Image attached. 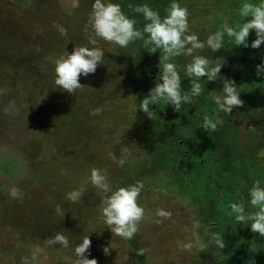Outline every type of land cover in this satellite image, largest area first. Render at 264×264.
<instances>
[{"label": "rangeland", "instance_id": "obj_1", "mask_svg": "<svg viewBox=\"0 0 264 264\" xmlns=\"http://www.w3.org/2000/svg\"><path fill=\"white\" fill-rule=\"evenodd\" d=\"M185 1L181 6L188 10L190 29L203 28L207 36L225 23L236 24L229 8H213L216 0ZM91 2L0 0V264H73V247L85 235L90 240L87 259L137 264L127 240L113 235L100 218L101 197L87 179L93 167L104 171L113 188L142 185L137 203L144 215L134 235L144 250V264H225L216 258L221 249L209 239L219 229L209 231L203 224L218 210L197 196L201 181L193 164L172 159L160 121L139 107L131 113L139 103L132 62L115 58L114 45L98 40L103 64L79 77L81 87L72 94L55 86L58 55L86 46L92 35ZM54 25L63 26L65 35ZM248 50L253 49L241 53ZM238 111L215 114L221 123L212 131L211 153L227 171L233 146L223 144L230 141L237 142V157L253 152L249 162L264 159L263 134L249 138L264 131V105L245 103L232 124ZM255 170L263 171L264 162ZM225 178L222 184L228 183ZM74 190L79 197L67 199ZM157 210L167 215L158 216ZM194 220L199 228H192ZM57 233L67 238V247L47 243ZM183 243L191 247L184 249ZM107 246L105 255L101 249ZM207 254L216 259L202 260Z\"/></svg>", "mask_w": 264, "mask_h": 264}, {"label": "clouds", "instance_id": "obj_2", "mask_svg": "<svg viewBox=\"0 0 264 264\" xmlns=\"http://www.w3.org/2000/svg\"><path fill=\"white\" fill-rule=\"evenodd\" d=\"M129 8L130 13L139 17L142 24L138 25L136 19L131 18L130 14H125L120 4L114 0H92L88 15V28L92 35L86 46L73 47L70 52L64 49L58 55L53 68V82L56 87L72 94L81 87L78 83L79 77L94 73L97 66L103 64L104 52L97 46L98 40L109 42L121 49L142 41L149 53H159L156 65L159 77L154 86L139 100V110L148 113L151 106L163 103L178 112L182 105L191 104L201 95V78L207 82L217 80V74L222 67V62H214L205 55L195 53L205 48L214 53L222 48L225 38L233 47L241 48L256 49L264 42V0H243L236 9L240 21L231 26L223 24L220 30L210 32L203 40L189 30L188 10L181 6L178 0H168L163 13L154 10L147 3L129 5ZM54 27L59 35H65L66 29L63 26ZM250 31L254 39L249 43ZM177 57L190 58L183 65L184 76L188 81L186 89L182 87ZM255 74L264 79V58L255 66ZM220 78L222 80L219 91H207L206 99L211 101L216 111L229 114L242 104L239 87L231 79ZM219 123L220 120L214 121L205 115L201 119L199 129L206 132L215 131ZM120 163L123 164V161ZM87 179L101 197L99 215L103 224L113 235L123 240H132L144 215V209L137 203L142 185L135 182L113 188L104 171L95 167L89 169ZM79 195L80 192L74 190L66 194V198L75 201ZM246 197L247 208L244 198L228 203L229 215L237 224L247 226L250 232L264 238V185L259 181L252 182ZM156 214L167 215L161 210H157ZM192 228H199L198 220L193 221ZM209 239L218 250L224 248L220 234L210 233ZM47 243H59L67 247L68 240L57 233ZM89 246L88 235L83 236L79 243L74 245L73 264H96L94 259L86 258ZM182 247L188 249L191 245L183 243ZM109 250L108 246L101 249L105 255Z\"/></svg>", "mask_w": 264, "mask_h": 264}, {"label": "trees", "instance_id": "obj_3", "mask_svg": "<svg viewBox=\"0 0 264 264\" xmlns=\"http://www.w3.org/2000/svg\"><path fill=\"white\" fill-rule=\"evenodd\" d=\"M114 2L120 4L121 10L125 14H130L131 18L136 19L138 25L143 22L139 17L130 13L129 5L147 3L154 10L163 13L168 4V0H114ZM178 2L181 4L183 0H178ZM242 2L243 0H216L213 8L223 10V12L224 9L229 8L234 13V23H238L241 18L238 16L236 9ZM200 29L203 30L202 33L197 32ZM200 29L194 26L192 29L189 27L191 32L196 33L203 40L206 37L204 34L205 29ZM248 39H254L251 31ZM112 48H114L112 54L115 58L122 62L126 61L129 64L132 62L133 66L137 68L133 76L136 81V87L134 88L139 101L154 86L159 77V69L156 67L159 53H149L147 46L143 45L142 41H137L123 49L115 45ZM241 51V47H233L227 38H225L222 48L214 53L207 48L199 50L195 54L205 55L214 62H222L220 72L217 74V80L207 82L201 78V95L195 98L191 104L182 105L178 112H174L171 106L158 103L155 106H151L150 112L145 114L161 122L160 129L163 130L165 135V146L171 150L170 156L172 159L174 161L183 160L193 164L192 172L197 173V176L200 177L198 180L201 181L200 189H198L199 195L197 196L209 199L215 203L213 209L218 210V216L213 217L212 220L206 217V214H199V217H206L205 222H203L206 225L204 228L209 229V231L216 227L217 230L219 229L218 234L221 235L225 246L220 250V254L216 258L225 264H264V238L250 232L247 226L237 224L232 216L229 215L228 210V203L239 198H244L247 208L246 193L252 182L259 181L264 185V170L260 172L255 170V166L264 162V159L249 162V159L253 158V152L249 153L247 158L243 156L237 157V154L233 153L237 142L230 141L229 143L228 141L229 144L223 145L233 146L232 155L228 157L232 160L233 165L232 169L227 171L221 168L220 163L214 160V156H219L216 153H211V146L213 145L211 139L213 138L212 131L206 132L199 129L203 116L207 115L210 119L217 120L215 118V106L210 100L206 99V93L212 89L219 91L222 80L220 77L231 79L239 87V98L242 100V104L238 108L239 111L236 118L231 121L232 124L240 118L245 103H248V105H252V103L264 105V79L255 74V66L260 63L261 58H264V42L258 48L245 51L244 54ZM188 59L190 58H176L182 87L185 89L188 81L184 76L183 65ZM138 107L139 103L138 106L133 105L131 113H135ZM227 115L229 116V114ZM135 122L140 123L138 119H135ZM229 131L233 133L231 127ZM259 134L264 136V131L252 133L249 138L253 139ZM194 174L192 177H194ZM224 178L227 179V184H222ZM220 192H222V196L219 195ZM191 216L190 214L189 217ZM211 224H215V226L211 228ZM127 242L130 253L137 261L136 263L144 264V250L138 243L136 235L133 236L132 240H127ZM141 252L142 254H140ZM208 258H215V254L211 256L207 254L201 257L204 261Z\"/></svg>", "mask_w": 264, "mask_h": 264}, {"label": "water", "instance_id": "obj_4", "mask_svg": "<svg viewBox=\"0 0 264 264\" xmlns=\"http://www.w3.org/2000/svg\"><path fill=\"white\" fill-rule=\"evenodd\" d=\"M12 195H15L14 191H12Z\"/></svg>", "mask_w": 264, "mask_h": 264}]
</instances>
